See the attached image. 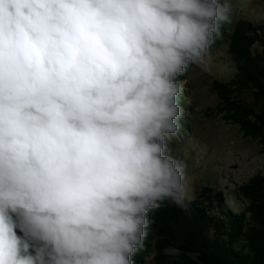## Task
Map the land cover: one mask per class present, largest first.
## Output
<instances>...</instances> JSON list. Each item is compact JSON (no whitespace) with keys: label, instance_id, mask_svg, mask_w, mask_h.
<instances>
[{"label":"clouds","instance_id":"9594fccd","mask_svg":"<svg viewBox=\"0 0 264 264\" xmlns=\"http://www.w3.org/2000/svg\"><path fill=\"white\" fill-rule=\"evenodd\" d=\"M231 10L0 0V264H134L149 210L186 207L179 77L209 70Z\"/></svg>","mask_w":264,"mask_h":264},{"label":"trees","instance_id":"16d2710c","mask_svg":"<svg viewBox=\"0 0 264 264\" xmlns=\"http://www.w3.org/2000/svg\"><path fill=\"white\" fill-rule=\"evenodd\" d=\"M236 2L231 0L230 20L222 22L210 49L224 46L223 66L229 65L227 60L231 69L226 77L213 79L212 88L223 118L257 141L264 154V18L244 14ZM192 66L179 77L185 81L182 127L168 141L171 154L184 162L186 177L198 166L191 149L176 138L189 132L184 102ZM217 169L213 166L194 179L196 193L186 207L165 200L149 210L148 234L143 249L133 256L134 264H264V163L239 183L218 184Z\"/></svg>","mask_w":264,"mask_h":264},{"label":"rangeland","instance_id":"374dc122","mask_svg":"<svg viewBox=\"0 0 264 264\" xmlns=\"http://www.w3.org/2000/svg\"><path fill=\"white\" fill-rule=\"evenodd\" d=\"M236 3L244 14L264 18V0H237ZM225 56L224 46L214 48L209 70L193 65L188 76V95L184 103L189 107V132L176 138V142L181 146L184 144V149H191L193 162L198 166L197 170L187 172L192 195L196 193L194 179L211 172L213 166L218 168V184L223 185L225 180L236 183L246 180L264 163L259 143L244 136L237 125L226 121L223 113L218 111L212 80L222 79L230 72L229 61L226 60L229 65L223 66Z\"/></svg>","mask_w":264,"mask_h":264}]
</instances>
